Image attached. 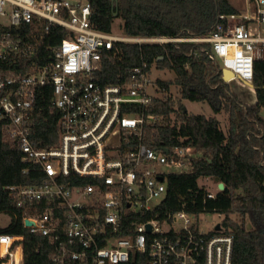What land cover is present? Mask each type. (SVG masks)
<instances>
[{"label":"built area","instance_id":"obj_1","mask_svg":"<svg viewBox=\"0 0 264 264\" xmlns=\"http://www.w3.org/2000/svg\"><path fill=\"white\" fill-rule=\"evenodd\" d=\"M247 4L249 14L241 9L220 15L225 26L206 36L174 38L100 31L90 21L87 0H0V25L31 29L29 39L2 34L0 59L32 54L52 26L67 31L51 46L46 63L0 76L4 136L46 176L37 185L8 186L17 205L25 206L24 229L0 232V264H27V234L46 239L49 264H231L233 234L221 221L206 232L195 213L152 215L165 197V175L189 172L198 155L190 144L153 148L145 143L161 118L149 111L153 99L165 88L143 70L145 63L121 83L102 84L93 75L104 51L118 41H205L221 67L233 72L232 80L249 87L245 82L252 83L254 61L263 53L264 0ZM45 87L51 88L48 109L58 115L57 137L40 145L32 130L36 99Z\"/></svg>","mask_w":264,"mask_h":264},{"label":"trees","instance_id":"obj_2","mask_svg":"<svg viewBox=\"0 0 264 264\" xmlns=\"http://www.w3.org/2000/svg\"><path fill=\"white\" fill-rule=\"evenodd\" d=\"M90 21L103 32H110L115 17L121 31L130 37L197 38L206 36L217 25L225 26L220 15L239 13L230 0H87ZM117 11V14L114 12ZM247 21V20H246ZM30 28L0 25V37L9 33L26 38ZM66 30L52 26L30 55H9L0 59V76L20 75L50 59L51 46L66 36ZM170 70L173 77L153 81L165 91L153 99L149 111L160 121L149 128L155 134L145 143L153 148L174 144L193 145L198 155L189 172L165 175L166 193L152 215L163 219L169 212H216L223 215L221 225L233 234L231 264H264V47L253 64L252 84L256 101L246 103L222 79L221 65L205 41L122 42L106 49L94 73L102 84L121 83L135 77L131 69L142 66ZM51 88L45 87L36 99L37 114L33 138L40 145L55 143L57 113L48 109ZM181 99L204 101L218 114L227 113L224 132L219 118L183 110ZM189 135V136H188ZM46 178L41 169L25 162L17 143L5 138L0 118V213L10 216L0 232L23 231L15 191L8 186L37 185ZM202 178L223 183L212 197ZM41 209V206H38ZM24 252L27 264H49L50 247L44 237L27 234Z\"/></svg>","mask_w":264,"mask_h":264},{"label":"rangeland","instance_id":"obj_3","mask_svg":"<svg viewBox=\"0 0 264 264\" xmlns=\"http://www.w3.org/2000/svg\"><path fill=\"white\" fill-rule=\"evenodd\" d=\"M230 1L236 7H238L239 10L245 9V12L249 14V12L246 10L248 8L247 0H230ZM120 25H121V19L115 17L110 32L115 35L124 36L122 34ZM173 75H174L173 72L170 70L167 69L160 70L157 68H153L150 76L151 79L154 80L157 77L162 79H169L172 78ZM229 85L232 91H234L242 101L246 103H254L256 101L254 91L250 92L252 90H250L249 87H247L243 83L236 80H231ZM181 102L183 104V107H185L189 113H203L206 116H213L215 114L211 110L209 105L204 101H192L188 99H181ZM262 112L264 113V109ZM215 115L220 120V126L222 130L226 132L229 126L227 113L221 111L220 113ZM199 183L203 184L211 192L216 191V183L211 178H202L199 180ZM197 217L200 223V227L207 232V231H211L214 225L222 220L223 215L216 212H200L197 215ZM9 222H10V216L5 213H0V228L6 227L9 224Z\"/></svg>","mask_w":264,"mask_h":264},{"label":"water","instance_id":"obj_4","mask_svg":"<svg viewBox=\"0 0 264 264\" xmlns=\"http://www.w3.org/2000/svg\"><path fill=\"white\" fill-rule=\"evenodd\" d=\"M113 1H116V0H113ZM114 14H117V11L114 12ZM221 71H222V79H223L224 81H226V82H230V81L232 80V77H233V72H232L230 69L225 68V67H221ZM245 83H246L249 87H251V88L254 89L252 83H250V82H245ZM250 92H251V91H250ZM183 110H186V108L183 107ZM165 151H166V150H165ZM159 179L161 180V177H159ZM217 187H218V189H222V188H223V183H222V182H219V183L217 184ZM25 223H26V224H30L31 221H30V220H26ZM218 228H219V224H216V225H215V229H218Z\"/></svg>","mask_w":264,"mask_h":264},{"label":"crops","instance_id":"obj_5","mask_svg":"<svg viewBox=\"0 0 264 264\" xmlns=\"http://www.w3.org/2000/svg\"><path fill=\"white\" fill-rule=\"evenodd\" d=\"M253 91H254V89H253ZM253 91H251V92H253ZM254 93H255V91H254Z\"/></svg>","mask_w":264,"mask_h":264}]
</instances>
